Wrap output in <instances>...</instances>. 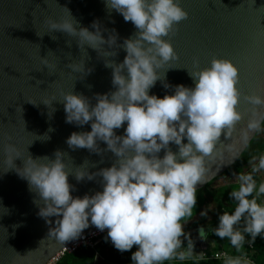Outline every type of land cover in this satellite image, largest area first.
Wrapping results in <instances>:
<instances>
[{
  "label": "clouds",
  "instance_id": "1",
  "mask_svg": "<svg viewBox=\"0 0 264 264\" xmlns=\"http://www.w3.org/2000/svg\"><path fill=\"white\" fill-rule=\"evenodd\" d=\"M104 3L106 9L115 10L137 30L120 45L126 53L121 63L104 62L106 68H111L115 90L96 94V103L91 106L87 98L71 92H65L61 99L65 123L83 126L90 122V131L72 132L65 140L66 145L99 155L97 141H102L104 151L116 157L111 166L96 172L89 173L83 166L71 171L77 182L100 177L102 190L91 196H70L71 186L67 182L70 172L65 170L59 150L51 160L46 156L35 160L27 157L24 166L15 171L35 193L37 215L46 224L47 218L54 217L47 235L61 246L83 239V230L91 225L100 232L106 230L107 240L120 252L135 245L131 264L192 259L193 241L183 231L181 221L193 215L195 185L206 180V158L222 160V153L215 147L221 131L225 138L231 137L234 125L241 119L236 110L240 99L235 87L237 69L229 60L213 57L208 67L196 70L197 62L193 60L194 70L187 71L193 86H170L156 70L176 59L170 43L163 37L186 18L179 0H104ZM43 22L49 33L55 30L74 37L80 49L87 45L99 53L101 45L112 47L116 42L115 30L104 39L95 20L90 24L93 31L74 27L77 22L67 10L63 18H46ZM103 55L115 53L104 51ZM40 63L47 69L54 67L46 57H40ZM66 67L77 73L91 71L84 69L83 61ZM157 80L162 88L171 87L172 94L162 98L149 95L148 90ZM243 99L251 106L249 119L240 130V140L246 142L249 132L261 131L264 98L245 95ZM49 102L42 103L47 106ZM122 123H126L124 133L117 136L113 129H119ZM170 142L177 146L176 153L169 150ZM227 147L232 149L231 145ZM161 149L164 154L158 157ZM3 152L8 167L12 166L13 157H19L12 144L4 145ZM258 173H264V153L251 156L248 171L234 175L236 187L228 193L234 207L231 212L222 211L217 216L215 227L207 231L198 227L200 240L211 232L227 239L239 252L246 236L249 245L257 236L264 239V179L257 183L254 177ZM199 215L205 217L206 211L201 210ZM181 237L185 241L183 247ZM223 264L250 262L241 256H225Z\"/></svg>",
  "mask_w": 264,
  "mask_h": 264
},
{
  "label": "water",
  "instance_id": "2",
  "mask_svg": "<svg viewBox=\"0 0 264 264\" xmlns=\"http://www.w3.org/2000/svg\"><path fill=\"white\" fill-rule=\"evenodd\" d=\"M179 7L186 12V18L163 37L176 59L157 69L158 75L164 76L170 86L191 88L193 82L187 71L194 70L193 60L198 70L208 67L213 57L224 58L237 69L235 87L240 92L236 110L241 119L234 125L231 137L225 138L221 131L215 147L222 153V160L206 158V180L195 185L198 190L230 167L256 133L249 132L247 141L241 142L240 130L249 119L251 107L243 97L264 98V0H179ZM65 9L77 22L74 27L93 31L90 24L95 20L104 39L115 30V44L101 45L98 53L87 45L78 48L76 39L63 32L49 33L43 21L63 18ZM136 31L115 10L106 9L104 0H0V264H45L68 242L61 246L48 237L54 217L47 218L46 224L37 215V197L15 171L24 166L27 157L35 160L46 156L51 160L59 150L65 170L70 172V196H91L102 190L100 177L77 182L71 171L83 166L89 173L96 172L111 166L116 157L104 151L102 141H97L99 155L66 145L72 132L90 131V122L83 126L65 123L61 99L65 92H71L87 98L91 106L96 103V94L114 91L111 68H106L104 62L121 63L126 53L120 45ZM104 51L115 55L104 56ZM40 57H46L54 67L41 65ZM78 61L91 71L77 73L66 67ZM148 94L162 98L171 95L172 88H162L157 80ZM46 100L50 101L47 106L42 103ZM125 126L122 123L119 129H113L114 134L123 135ZM181 142L186 143L184 139ZM6 144L14 145L19 153L10 167L3 152ZM169 150L176 153L178 149L170 142ZM163 154L161 149L157 156ZM93 228L90 225L82 233Z\"/></svg>",
  "mask_w": 264,
  "mask_h": 264
},
{
  "label": "trees",
  "instance_id": "3",
  "mask_svg": "<svg viewBox=\"0 0 264 264\" xmlns=\"http://www.w3.org/2000/svg\"><path fill=\"white\" fill-rule=\"evenodd\" d=\"M261 153H264V121L261 123V131L255 133L237 160L221 175L227 174L236 169V172L240 173L242 169L248 165V160L251 156H259ZM211 182L207 183L201 189L196 190V203L193 208V215L182 220V224L192 219L195 214L199 213L205 207L209 198H212L214 201H216L218 208H222L224 205H227V203L230 204L228 196L230 190H226V188H230L231 186L221 187L224 188L223 194L221 196L214 197V191L208 189ZM224 207L227 211L232 210L234 207V202L230 209H227L228 206ZM219 214L220 213L218 212L216 218L208 224L207 230L216 226L217 216ZM204 220L205 217H202L200 221H197L194 224L204 223ZM208 238L213 240V245H211L210 248L208 247L207 249L205 248V250H203L205 255H201V252H203L201 251L199 254H194L192 259L185 261L173 260L164 262V264H223V257H213L215 252L220 251L225 252L231 257H245L248 259L250 264H264V239H261L259 236L256 237L251 248L245 243L239 252L232 248L226 239L222 240L213 235L211 232L208 233ZM245 240L247 241V236L245 237ZM135 249L136 247L134 245L128 251L120 252L111 245L107 238H104L97 242L93 248L82 247L74 253L64 255L55 264H94L95 258H100L104 263L108 264H131L130 255L131 252L135 251Z\"/></svg>",
  "mask_w": 264,
  "mask_h": 264
},
{
  "label": "crops",
  "instance_id": "4",
  "mask_svg": "<svg viewBox=\"0 0 264 264\" xmlns=\"http://www.w3.org/2000/svg\"><path fill=\"white\" fill-rule=\"evenodd\" d=\"M236 171H237V169L232 171V172H229L227 174L216 177L214 180H212L208 189L211 191H215L214 189H219L221 187L235 185V183L233 181V177L235 174H237ZM245 171H248V165L246 167H244L241 172H245ZM254 178L257 179V183H259V181L261 179H264V173H258L256 175V177H254ZM211 202L216 204V201H214L212 198H209L205 207L202 209V210L206 211L204 223L194 224L195 222L200 221L202 218L199 215V213H200L199 212V213L195 214L192 219H190V220L186 221L184 224H182L183 225V231L188 233L189 238L193 241V253L194 254H199L202 250H205V248L207 249L208 247L213 245V240L211 238L209 239L208 235H207L206 239L200 240L198 238V233H197L198 227H205V230L207 231L208 224L216 218V215L219 212V209H217L215 217L213 216V212L215 211V208L213 210L209 206V204ZM224 206L222 207L221 210L225 211L226 208ZM196 215L198 216V218H196ZM181 241H182L181 246L183 247L184 243H185V241L183 240V237H181ZM166 262H168V261H166ZM94 264H108V263H104L100 258H95Z\"/></svg>",
  "mask_w": 264,
  "mask_h": 264
},
{
  "label": "built area",
  "instance_id": "5",
  "mask_svg": "<svg viewBox=\"0 0 264 264\" xmlns=\"http://www.w3.org/2000/svg\"><path fill=\"white\" fill-rule=\"evenodd\" d=\"M81 235H82L83 239L78 238L75 241H68L60 250H58L55 254H53L45 264H55L64 255L74 253L82 247L93 248L97 244V242L106 238V230L104 232H100L97 229L93 228V229L89 230L88 232L82 233ZM246 244L248 245V247H250V248L252 247V244L249 245L247 243V241H246ZM65 248H66V250H65ZM201 255H205V252L204 251L201 252ZM225 256H228V255L223 251L215 252L213 254L214 258H220V257L224 258ZM229 257H231V256H229ZM243 258H245V257H243Z\"/></svg>",
  "mask_w": 264,
  "mask_h": 264
},
{
  "label": "rangeland",
  "instance_id": "6",
  "mask_svg": "<svg viewBox=\"0 0 264 264\" xmlns=\"http://www.w3.org/2000/svg\"><path fill=\"white\" fill-rule=\"evenodd\" d=\"M236 187V185H232L230 188H226V190L227 189H229L230 191H232L234 188ZM223 189L224 188H219L218 190L217 189H214L215 191L213 192L214 193V197H218V196H221L222 194H223ZM227 203V202H226ZM229 203L230 204H228L227 203V205H225L226 207H227V209H230V207H231V205L233 204V201H231V199L229 198ZM209 206L214 210V208H215V211L213 212V216L215 217V215H216V210L217 209H219V213L221 214L222 213V211H224V210H221L222 208H218V205L217 204H215V203H213V202H211L210 204H209ZM225 211H227V210H225ZM229 212H231V210H229ZM196 218H198V216L196 215ZM227 240V239H226ZM228 242V241H227ZM210 248V247H209Z\"/></svg>",
  "mask_w": 264,
  "mask_h": 264
}]
</instances>
